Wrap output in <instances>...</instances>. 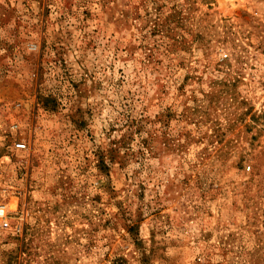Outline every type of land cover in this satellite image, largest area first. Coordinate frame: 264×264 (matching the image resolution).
<instances>
[{
  "label": "rangeland",
  "instance_id": "obj_1",
  "mask_svg": "<svg viewBox=\"0 0 264 264\" xmlns=\"http://www.w3.org/2000/svg\"><path fill=\"white\" fill-rule=\"evenodd\" d=\"M0 264H264V0H0Z\"/></svg>",
  "mask_w": 264,
  "mask_h": 264
},
{
  "label": "built area",
  "instance_id": "obj_2",
  "mask_svg": "<svg viewBox=\"0 0 264 264\" xmlns=\"http://www.w3.org/2000/svg\"><path fill=\"white\" fill-rule=\"evenodd\" d=\"M1 216H2L3 219H6V216H5V213L4 212H2ZM7 226H8V224L5 223V227H7Z\"/></svg>",
  "mask_w": 264,
  "mask_h": 264
}]
</instances>
